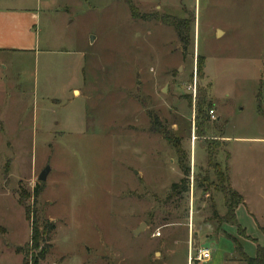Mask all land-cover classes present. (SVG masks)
<instances>
[{
	"label": "rangeland",
	"instance_id": "rangeland-1",
	"mask_svg": "<svg viewBox=\"0 0 264 264\" xmlns=\"http://www.w3.org/2000/svg\"><path fill=\"white\" fill-rule=\"evenodd\" d=\"M0 6L40 16L38 56L0 53V264H31L41 253L39 264H191L189 251L199 249L212 259L193 264H239L237 243L256 257L264 247L255 220L264 226V0ZM165 17L191 23L186 49ZM178 144L190 193L171 197L183 178ZM227 167L246 204L235 225L217 219L227 214L217 190ZM34 222L41 232L55 225L37 251Z\"/></svg>",
	"mask_w": 264,
	"mask_h": 264
},
{
	"label": "trees",
	"instance_id": "trees-1",
	"mask_svg": "<svg viewBox=\"0 0 264 264\" xmlns=\"http://www.w3.org/2000/svg\"><path fill=\"white\" fill-rule=\"evenodd\" d=\"M132 16L135 19H139V14L135 10L134 6L129 3ZM164 24L172 27L174 31L176 32L180 42L185 45V49L189 46V37H190V31H191V23L186 21L178 20L174 17H165L163 20ZM198 72H201V66H200V60H198ZM203 103V102H202ZM212 109L208 110L209 112ZM166 140L169 142H173L172 138L167 135L166 133H163ZM177 152L179 154V165L180 169L183 173V178L181 179L180 183L174 184L172 186V194L171 197H175L181 194H188L190 193V179H191V169L190 165H186V159L185 154L183 150L180 148L179 144L176 146ZM214 153H209L210 163L214 159ZM217 168V166H215ZM217 190L221 192L225 196L226 206H227V214L225 217H217V219L222 222V224H236V211L237 209L244 203V199L241 195H239L237 192L231 189L229 185V177L228 174L218 173L217 174ZM227 184V187L225 186ZM39 192L38 188L35 189L34 193L37 195ZM20 204L23 205V201L20 198L19 200ZM29 215V214H28ZM55 230L54 224H49L47 227L43 228V232L40 231V227L37 222H34L33 228H32V238L30 243V249L31 251H37L42 244L43 235L52 233ZM264 232V231H263ZM237 251L239 253L241 264H264V247H258L257 255L255 258H250L247 255L244 254L242 247L239 243H237ZM44 258V254L41 253V255L37 257L32 256L31 257V264H39V261ZM24 264H30L28 260L25 258Z\"/></svg>",
	"mask_w": 264,
	"mask_h": 264
},
{
	"label": "crops",
	"instance_id": "crops-1",
	"mask_svg": "<svg viewBox=\"0 0 264 264\" xmlns=\"http://www.w3.org/2000/svg\"><path fill=\"white\" fill-rule=\"evenodd\" d=\"M39 23L40 16L37 11L5 8L0 6V53H20L23 55L38 56L40 53V37L38 30ZM81 57L82 55L79 57L80 62H82ZM74 93L77 95V93L80 94V91L74 89ZM214 139H218L221 142L225 141L224 138L220 139L215 137ZM195 164L196 163L192 158V171L194 172L196 167ZM226 171L229 177V185L231 189L241 195L244 199V196L239 193L237 188L234 186L230 176L229 167H227ZM241 206H246L245 199ZM255 220L260 230L263 232L264 226L260 225L256 218ZM239 264H241V261Z\"/></svg>",
	"mask_w": 264,
	"mask_h": 264
},
{
	"label": "built area",
	"instance_id": "built-area-1",
	"mask_svg": "<svg viewBox=\"0 0 264 264\" xmlns=\"http://www.w3.org/2000/svg\"><path fill=\"white\" fill-rule=\"evenodd\" d=\"M209 117L212 121H216V116L214 110H211L209 112ZM195 140V137L194 139ZM155 238L161 237L160 233L155 234ZM212 259V254L208 249H199L196 252V255H193V252L189 251V258L188 261L189 263L193 264L194 262H200V263H205L209 262Z\"/></svg>",
	"mask_w": 264,
	"mask_h": 264
},
{
	"label": "water",
	"instance_id": "water-1",
	"mask_svg": "<svg viewBox=\"0 0 264 264\" xmlns=\"http://www.w3.org/2000/svg\"><path fill=\"white\" fill-rule=\"evenodd\" d=\"M219 34H221V32H219ZM50 168L49 167H47V168H45L44 170H43V172L40 174V176H39V182H42V183H44V182H46L47 181V179H48V176H49V174H50ZM146 228V226L144 225V224H142L141 225V227L140 228H138L135 232H134V235L135 236H138L144 229Z\"/></svg>",
	"mask_w": 264,
	"mask_h": 264
}]
</instances>
